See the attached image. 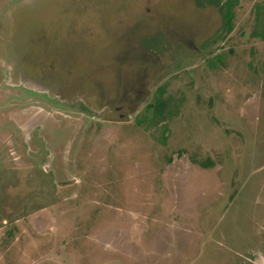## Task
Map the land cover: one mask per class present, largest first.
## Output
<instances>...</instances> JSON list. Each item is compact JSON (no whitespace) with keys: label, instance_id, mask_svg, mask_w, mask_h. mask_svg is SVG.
<instances>
[{"label":"rangeland","instance_id":"obj_1","mask_svg":"<svg viewBox=\"0 0 264 264\" xmlns=\"http://www.w3.org/2000/svg\"><path fill=\"white\" fill-rule=\"evenodd\" d=\"M224 1L0 0V264H264V0Z\"/></svg>","mask_w":264,"mask_h":264},{"label":"trees","instance_id":"obj_2","mask_svg":"<svg viewBox=\"0 0 264 264\" xmlns=\"http://www.w3.org/2000/svg\"><path fill=\"white\" fill-rule=\"evenodd\" d=\"M238 0H226L223 3V8H225L224 13V31L228 34L233 31V18H234V8L237 5ZM156 104L152 105L151 107L155 109L156 114H162L168 104V100L165 98L160 97ZM206 165V164H205ZM210 165V164H209Z\"/></svg>","mask_w":264,"mask_h":264},{"label":"crops","instance_id":"obj_3","mask_svg":"<svg viewBox=\"0 0 264 264\" xmlns=\"http://www.w3.org/2000/svg\"><path fill=\"white\" fill-rule=\"evenodd\" d=\"M3 222H6L5 220L3 221ZM7 223V222H6ZM22 232H24L23 231V227L21 228V229H19V231L17 230L15 233H22ZM23 244H26V243H19V242H17L16 240L15 241H13V242H10V244L8 245V246H11L12 248H9L10 249V251L11 250H13L14 252H17L16 250H17V248H18V246L19 245H23ZM23 248V247H22ZM21 248V249H22ZM6 249H8V247H6ZM8 249V250H9ZM14 252L13 253H11V262H12V264H19V259H18V256L16 255V253L14 254ZM18 253V252H17ZM20 253V252H19ZM9 255V254H8ZM49 255L50 254H47L44 258H43V260H45L47 257H48V259H49Z\"/></svg>","mask_w":264,"mask_h":264}]
</instances>
